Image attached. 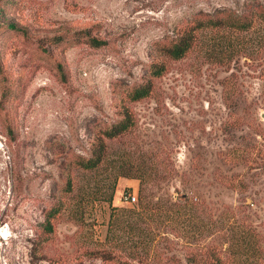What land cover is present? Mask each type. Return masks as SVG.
Wrapping results in <instances>:
<instances>
[{"label":"rangeland","instance_id":"374dc122","mask_svg":"<svg viewBox=\"0 0 264 264\" xmlns=\"http://www.w3.org/2000/svg\"><path fill=\"white\" fill-rule=\"evenodd\" d=\"M223 8L250 13L264 0H0V264H147L130 256V241L120 249L107 239L112 207L101 197L119 168L142 174L144 185L140 192L141 178L119 177L112 206L131 207L141 195L198 198L203 219L224 222L230 240L254 236L255 257H263L255 261L264 264V23L199 31V45L179 60L157 52ZM86 32L106 44L92 46ZM228 37L241 50L234 59H206L208 45ZM160 59L168 69L152 94L129 101L127 91ZM126 105L135 125L103 137ZM99 138L104 162L82 170L78 157L91 156ZM163 230L173 243L151 247L170 246L164 251L177 262L168 264H203L197 251L218 242ZM111 250L113 261L95 256Z\"/></svg>","mask_w":264,"mask_h":264},{"label":"trees","instance_id":"16d2710c","mask_svg":"<svg viewBox=\"0 0 264 264\" xmlns=\"http://www.w3.org/2000/svg\"><path fill=\"white\" fill-rule=\"evenodd\" d=\"M250 13H237L231 9H218L213 13L205 14L194 19L193 23L181 30L177 36L169 42L159 43L157 52L159 55L168 59L179 60L186 57L195 47L199 45L198 32L205 29L229 30L231 32H244L250 30L257 19L264 23V9H252ZM86 41L92 46L102 47L106 42L98 37L85 34ZM237 37L223 38L222 42L217 44H209L211 50H206V59L217 63H230L234 57L240 52L238 48ZM168 66L166 60L160 59L151 63L147 70L145 80L139 84L132 86L126 94L129 101H140L149 97L154 89V78L163 76L167 72ZM135 125V119L129 106H125L122 112V117L115 121L110 126L102 131L103 137L113 139L127 131ZM100 146L93 151L89 157L79 156L77 165L85 171H91L99 167L105 160L106 149L103 138H99ZM117 169L114 179L109 184L110 190L108 196L101 197L102 200L108 201L112 207V213L109 220V235L107 239L115 242L120 249H126L125 243L130 244V256L139 257L140 263L147 264H168L165 259L170 262H177L175 254L168 255L164 248H170L165 242L158 245V248L151 247L153 241H164L173 243L167 237L168 230H163L171 226L174 230H184L197 243L205 241L208 237H217L218 242L210 244L205 251L197 253L200 254V262L203 264H257L255 259L259 260L263 257L256 258L255 252L260 250L255 243H251L254 236L247 239V234L241 232L237 238L230 240L227 234L224 233L226 225L224 222H219L217 219L209 218L203 219L202 213L207 206L198 198L192 199L189 197L180 198L177 201L172 199H165L163 201L153 202L147 200L145 196L141 195L139 201L131 207L112 206L114 199L115 188L119 177H133L141 178L142 182L140 192L143 190L144 178L142 174L130 170ZM73 180L70 176L67 178V183L64 190L68 193L74 191ZM82 201V199H81ZM58 208L51 210L52 215H49L46 223V230L53 232V224L50 218L54 217L58 212ZM221 223L224 226L222 230ZM127 234V239H124L121 233ZM111 233V234H110ZM178 237V236H176ZM231 241V242H230ZM226 247V243H228ZM191 246L192 242H187ZM115 244V246H116ZM114 247V248H117ZM118 249V248H117ZM114 250V249H113ZM135 250H139L138 252ZM153 252V253H152ZM150 253L152 254V261L150 260ZM193 253V252H192ZM119 253L111 251H102L101 254L95 256L101 257L103 260L113 261L118 257ZM196 254L188 257L191 261ZM119 264H127L122 260H117ZM194 263V262H192Z\"/></svg>","mask_w":264,"mask_h":264},{"label":"built area","instance_id":"2783aa9c","mask_svg":"<svg viewBox=\"0 0 264 264\" xmlns=\"http://www.w3.org/2000/svg\"><path fill=\"white\" fill-rule=\"evenodd\" d=\"M136 199H137V198H136L135 195H131V201H132V202L136 201Z\"/></svg>","mask_w":264,"mask_h":264},{"label":"bare ground","instance_id":"6f19581e","mask_svg":"<svg viewBox=\"0 0 264 264\" xmlns=\"http://www.w3.org/2000/svg\"><path fill=\"white\" fill-rule=\"evenodd\" d=\"M6 232H7V231H6ZM6 232H2V233L6 235Z\"/></svg>","mask_w":264,"mask_h":264}]
</instances>
